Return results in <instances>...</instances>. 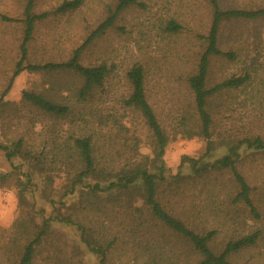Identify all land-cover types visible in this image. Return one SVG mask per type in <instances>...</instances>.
<instances>
[{
	"label": "rangeland",
	"instance_id": "374dc122",
	"mask_svg": "<svg viewBox=\"0 0 264 264\" xmlns=\"http://www.w3.org/2000/svg\"><path fill=\"white\" fill-rule=\"evenodd\" d=\"M63 1L37 0L36 11H50V15L36 27L31 44L32 62L65 61L70 58L74 49L84 42L118 2L82 0V4L75 10L56 14L55 8ZM25 2L26 0H0V12L22 17ZM226 3L242 7L264 6V0H226ZM171 17L185 26L182 33L169 35L165 31L164 24ZM211 20V9L204 0H138L137 4L121 12L113 27L86 47L82 61L85 64L104 61L113 67L106 82V93L102 95L103 99H98L95 103V106L104 109L109 107V103L120 108L117 99L128 93L126 72L135 62L144 66L147 95L169 136L164 156L167 181H185L180 183V193L176 194L168 189L166 199H170L178 210L188 212L191 217L195 216L197 219L192 218L199 222V229H218L212 242V247L217 252L230 239L261 231L262 235L254 246L233 252L230 260L234 264H264V152L244 154L238 165L252 187L251 195L260 213L259 218L252 215L242 203L231 202L238 188L230 170L196 178L189 173L187 163L182 164L183 155L197 157L206 147L203 137H186L181 132L179 119L192 99L185 76L195 67L197 57L204 49V40L199 34L208 32ZM22 35L23 27L20 23H8L0 19V94L6 89L20 58ZM234 44L242 49L240 57L233 61L213 57L209 86L233 73H241L248 66H264V17L225 23L220 45L225 47ZM259 72L264 73V69ZM79 80L70 71L46 74L25 70L15 77L5 99L19 103L23 90H44L69 95V87L74 89ZM249 91L228 92L218 99L221 102L216 110L214 127L217 143L221 142L220 135L229 140L235 139L233 137L242 138L247 134L264 136V82H255ZM91 104L88 102L87 106ZM121 112L118 110V116L122 117V122L129 129L125 136L139 138L141 151L150 153V137L142 128L140 117L132 113L121 116ZM104 113L107 112L104 110ZM30 117H35L37 121L34 132L37 141L51 135L56 137L57 133L60 136L68 131L71 119L39 116L38 112L33 113L19 103L16 110L7 108L0 114V141L23 133L25 126L30 125ZM86 117L92 119L90 115ZM70 125L77 132H81L79 128L86 127L79 120ZM225 152L224 147L216 151L219 156ZM15 163H19V160H15ZM10 169V163L0 152V172ZM180 172L185 176L172 178ZM52 173L55 179L49 181L45 171H37L34 184L27 188L22 198L19 197L15 178L9 184L0 186L1 241L4 236L17 235L22 244L24 240L20 237H23L21 234L24 229L31 230L34 225L40 227L47 217L72 216L73 223L58 220L52 222L49 236L37 248L36 264H102V255L91 250L85 240L106 251L108 264H144L142 257L133 260L132 249L144 252L145 244L154 240L151 236L141 235L138 239L140 247L132 244L134 240L128 238L129 233L126 237L131 239L129 248H122L121 239L117 249L109 244L121 232L131 228L134 218L140 215L136 208H144L142 201L138 200L129 207L125 203L126 197L121 196L111 201L104 198L92 205L86 200L80 203L78 194L62 196L64 184L67 183L64 174L58 176L60 174ZM74 203L78 206L76 211L71 207ZM78 222L81 223V228L77 226ZM156 235L157 241L165 240L175 250L185 248L183 241L173 232L160 234L156 230ZM129 249L130 253L127 255Z\"/></svg>",
	"mask_w": 264,
	"mask_h": 264
},
{
	"label": "trees",
	"instance_id": "16d2710c",
	"mask_svg": "<svg viewBox=\"0 0 264 264\" xmlns=\"http://www.w3.org/2000/svg\"><path fill=\"white\" fill-rule=\"evenodd\" d=\"M204 1L211 9L212 20L208 32L199 34L205 46L197 57L195 67L185 76V83L192 94V99L188 102L187 109L182 111L179 126L186 137H203L206 140V147L197 157L183 155L182 164L187 163L189 173L196 178L230 170L238 188L231 202L242 203L252 215L259 218L260 213L251 195L252 187L238 165L242 162L244 154L264 152V136L247 134L242 138L233 137L235 139L229 140L220 135L221 142L217 143L214 127L216 110L221 102H218V99L221 95L233 91L250 92L249 88L252 89L255 82H264V73L259 72L264 66L258 68L248 66L241 73L226 76L211 86L208 85V79L213 57L233 61L239 58L242 52V49L235 44L225 47L220 45L224 24L264 17V6L242 7L229 5L226 0ZM137 2L138 0H118L115 8L84 42L74 49L70 58L65 61L44 63L30 60L31 44L38 23L47 19L50 11L37 12V0H26L22 17H13L0 12L2 21L20 23L23 27L19 46L21 55L6 89L0 94V114L7 108L16 110L19 103H22L33 113L38 112L39 116L71 118L68 131L60 136L57 133L56 137L51 135L49 138L37 141V137L34 136L37 121L35 117H30L28 120L30 125L25 126L23 133L0 141V152L11 165L9 171L0 172V186L9 184L10 180L15 178L19 187V197L22 198L27 188L34 184V175L37 171H45L49 181L55 179L52 172L60 174L58 176L64 174L67 183L64 184L62 196L78 194L81 198L80 203L86 200L92 205L104 198L111 201L121 196L126 197L125 203L129 207L138 200L142 201L144 208H136L140 215L134 218L131 228L124 233L121 232L109 243L117 249L116 246L121 239L122 248L127 249L133 238L132 244L140 247L139 237L151 236L154 240L145 244L144 252L132 249L133 260L142 257L144 264H234L230 260V255L243 248L254 246L262 232L255 231L238 239H230L223 249L217 252L213 249L212 242L218 229H199V222L195 220L197 219L195 216H192L195 218L193 219L188 212L178 210L170 199H166L168 189L176 194L180 193V183L185 181H167L164 156L169 136L147 95L144 66L140 62H135L126 72L128 93L117 99L120 108L114 107L115 105L111 103L106 109L95 106L98 99H103L102 95L106 93V82L112 74L113 67L104 61L83 63L84 50L114 26L122 11ZM81 4L82 0H64L55 8V13L73 11ZM184 27L173 17L164 24L165 31L169 35L182 33ZM25 70L46 74L70 71L80 80L74 89L69 87V95L44 90H23L20 102L12 103L5 97L11 90L15 77ZM88 102L92 104L87 106ZM104 110L107 113H104ZM118 110L122 111L121 116L132 113L140 117L142 128L150 137V153L145 154L141 151L139 138L125 136L129 129L122 122V117L118 116ZM87 115L92 119L86 117ZM77 120L86 125L83 129L79 128L81 132L75 131L70 125ZM220 147H224L226 152L219 156L216 151ZM15 160H19V163L16 164ZM179 176L185 175L180 172L172 178ZM71 207L75 211L78 209L76 203ZM54 220L74 222L72 216L47 217L40 227L34 225L31 230L22 231L23 237H20L24 240L22 244L19 243L17 235L2 237L0 264H36L37 248L49 236ZM77 226L82 227L79 222ZM156 230L160 234L167 231L175 233L183 241L185 248L175 250L167 241H157ZM128 233L130 240L126 239ZM85 241L91 250L102 255V264H108L106 251L100 246L94 247L89 240ZM129 253L130 249L127 255Z\"/></svg>",
	"mask_w": 264,
	"mask_h": 264
}]
</instances>
